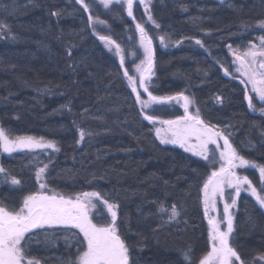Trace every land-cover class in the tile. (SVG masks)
Instances as JSON below:
<instances>
[{
	"label": "trees",
	"instance_id": "16d2710c",
	"mask_svg": "<svg viewBox=\"0 0 264 264\" xmlns=\"http://www.w3.org/2000/svg\"><path fill=\"white\" fill-rule=\"evenodd\" d=\"M150 12L160 27H147L148 35L180 44L153 43L150 92L190 97L206 125L227 134L239 155L264 165V118L249 111L242 84L223 73L232 69L229 45L244 51L264 35L258 28L264 0H151ZM135 18L143 23L139 9ZM103 19L130 67V54L139 56L133 22L117 8ZM0 26V127L13 136H43L60 149L2 155L0 167L21 184L0 174V202L18 209L37 190L36 167L48 164L49 189L64 196L98 191L118 205L130 264H186L189 249L198 264L208 250L201 191L209 168L156 139L82 7L75 0H0ZM79 128L91 135L77 143ZM161 205L168 211L161 213ZM172 205L179 215L170 220ZM98 212L97 223L107 222ZM28 235L30 255L40 264H67L82 247L68 228ZM230 243L246 264H264L255 259L264 254V213L244 196Z\"/></svg>",
	"mask_w": 264,
	"mask_h": 264
},
{
	"label": "snow or ice",
	"instance_id": "6c2138e0",
	"mask_svg": "<svg viewBox=\"0 0 264 264\" xmlns=\"http://www.w3.org/2000/svg\"><path fill=\"white\" fill-rule=\"evenodd\" d=\"M84 12L89 13L88 24L92 28L93 35L109 46H115L116 54L120 56L121 67L124 66L125 57L122 54L121 46L116 43L108 35H100L95 28L97 23L104 24L105 22L94 18L90 12L89 4L85 0H75ZM113 0H100L104 7H108ZM116 3H123L127 6V14L133 16V0H115ZM223 2V0H221ZM139 3L144 4L145 11L148 14V19L156 25L155 20L151 16L148 5L145 0H139ZM53 16L59 15L58 12H53ZM3 27V26H0ZM136 28L140 33V43L145 53V60H142L139 65H136V71L139 73L137 79L129 75L127 69L124 71V76L127 77L131 85L132 92L136 94V101L141 105V109H147L153 104L171 103L176 100H183L185 115L178 117L176 120L160 121L162 124L168 125L165 135H161V129H156V135L160 138L161 143L179 144L185 148V151H191L194 155L202 157L204 160H209V145H216V149L220 150L221 145L219 140H223V149L220 150V160L223 161L216 171H212L203 185L205 215H208L209 205L215 208L216 198L224 197L225 186L235 189V195L239 196L243 185H247L246 191H250L251 195L256 198L260 207L264 208V188L258 192L253 186L252 181L247 176H239L235 172L237 167L250 166L259 170L261 182H264V165L256 164L253 161L245 159L239 155L236 149L229 141L228 135L219 130H213L199 116V110L195 115L189 113V105L192 103L190 98L182 92L175 96H156L149 91L148 82L153 75V48L152 38L146 32L144 26L140 23L136 24ZM258 28L264 31V20L258 21ZM259 43H249L247 50L240 52L233 49L229 45V51L234 56L235 62L239 66L236 71L241 74L244 79L241 83L250 85V89L246 87L245 99L248 101V108L253 111H259L264 114V35L257 37ZM166 37L161 36V44L165 43ZM179 43V41H177ZM197 44L202 45L200 40ZM70 54V53H69ZM225 74L228 69H225ZM138 87L142 88L144 93H147L148 99H142ZM255 95H252V94ZM219 99V98H218ZM258 99L261 107L257 108L254 100ZM144 119L155 123L158 119L154 115L145 114ZM79 140L77 143L84 141L87 135H91L83 128L78 129ZM196 140L195 144L191 143L192 139ZM47 150L51 149L58 152L60 149L53 140H46L43 136H13L10 131L4 127H0V150L5 153H13L19 150ZM50 159V158H49ZM215 163V159L210 161ZM238 162V163H237ZM42 162H38V165ZM48 169V164L37 166L35 178L39 184V190L32 192L22 197L21 206L9 208L0 202V264H40V261L31 256L27 245L32 239L28 234L34 229L44 228L45 226H64L65 228H75L82 234L83 240L79 243L81 248L77 250L74 258H69L67 264H130L129 247L121 238L117 224L118 205L110 203L104 198V195L98 191L83 192L77 194L75 198H65V196L56 193L52 190V194H47V184L45 175ZM0 174H5V180L10 179L12 185H20L21 181L15 177H8L6 170L0 167ZM100 201L107 208L110 214V220L97 224L89 216V209L96 205L93 201ZM236 200L233 198L231 205L225 203L223 216L220 220L209 217L208 223L211 226L209 232L210 251L199 259L198 264H246L245 259L241 257L239 252L229 243L230 234L233 231V217L229 212V208L234 206ZM168 210L163 205L160 206V212L165 213ZM179 215L175 205L171 206L169 219H175ZM226 222V230H221V224ZM191 249L183 253L186 264H194ZM255 259L264 262V254H260Z\"/></svg>",
	"mask_w": 264,
	"mask_h": 264
},
{
	"label": "rangeland",
	"instance_id": "374dc122",
	"mask_svg": "<svg viewBox=\"0 0 264 264\" xmlns=\"http://www.w3.org/2000/svg\"><path fill=\"white\" fill-rule=\"evenodd\" d=\"M85 2L89 4L90 12L93 15V17L94 18L98 17L99 20H102V21L105 22L104 24L97 23L95 25L96 31L100 35H108V36H110L113 39L110 25H109V23L106 20L103 19L105 16L108 15V13H110V11L113 8L119 9L126 18H128L129 20H131L133 22V27H134V31H135V43H134V47L133 48H134V50L136 52L135 54H139V56L138 57L136 55L134 56L133 52L130 54V57H128V59L130 58V60H131L130 61V67H127V65H126L128 63L126 58H125V61H124V66L121 67L120 56L116 54L115 46L114 45L110 46L111 50H109V46H107L104 42L100 41L96 35H93L91 27H90V31H91L92 35L98 40V42L100 43V45L102 46L104 51L112 59H114L117 62V64L119 65V67L121 69V72H122V75H123V77H124V79L126 81V84L129 87V89H130V91H131V93H132V95H133V97L135 99V103L137 105V108H138L142 118L144 119V115L145 114L154 115V116H156L158 118L155 123L149 122L148 120H145V119L144 120L151 125V127L153 128L154 135H155L156 139L161 143L160 138H158L157 135H156V129H161L162 130L161 131V135L163 136V135H165V133H166V131H167L169 126L166 125V124H162L160 121L176 120L178 117L184 116L185 115V110H184V107H183V103H184L183 100H179V101L174 100L171 103H165V104H153L149 108L142 110L141 109V105L139 103H137V101H136V94L134 92H132L131 85L129 84V81H128L127 77L124 76V71H125V69H127L128 72H129V75H131L134 78H136L137 82H138L139 73L136 71V65H139L142 60H145V53H144L143 47L141 46V43H140V33L137 30V28H136V24L138 23L136 18L133 19L132 17L128 16L126 4L116 3L115 0H113V2L107 8L104 7V5L102 3H100V0H85ZM145 3L148 5V9H149V12H150V10H151V0H145ZM138 9H139L140 14H141V16L143 18L142 25L144 26L145 30H147V27L155 29V24H153L152 21H150L148 19V14L149 13H147L145 11L144 4L139 3V0H133V16L134 17H135V13H136V11ZM86 14H87V17H88L89 13L86 12ZM150 14H151V12H150ZM154 42L157 43L159 45V47H161V49H170V48H176V47L180 46V44H178V43L177 44H171V45L166 43L167 46H165L164 44H161L160 37H156L155 40L152 39V48H153V43ZM258 43H259V41L256 44H258ZM121 49H122V54L124 55L123 48L121 47ZM246 50H244V51H246ZM240 52H243V51H240ZM232 57H233L232 69L228 70L229 74H227V75L225 74V69H223V73H224L225 76L233 77V78L237 79L241 83V80L244 79V77H242L241 74L236 71V69L239 66V64H238V62L234 63L235 58H234L233 55H232ZM153 68H152V72H154ZM152 78H153V75L151 77V80H152ZM151 80L148 82L149 91H150ZM241 84H242V86L244 88V92L246 90V87L248 89H250V87H251L250 85H246L244 83H241ZM138 91L141 93L142 99H145V100L148 99L147 93H144L142 88L138 87ZM250 94H252V93H250ZM252 95H255V94H252ZM190 100L192 101L191 98H190ZM246 103H247V107H248V101L247 100H246ZM254 103H256L257 108L261 107V104L258 101V99H255ZM249 111L251 113H253V114L259 115V116L264 118V114H261L259 111H253L251 109H249ZM177 112H179V115L174 116L175 114H178ZM196 112H197V109H196V107H195V105H194V103L192 101V103L189 105V113L192 114V115H195ZM159 114H161L162 116H165V118L160 117ZM213 130H217V129L213 128ZM191 143L195 144L196 140L193 138L191 140ZM161 144L167 145V146H171V147H175V148L181 150L182 152L186 153L187 155H189V156H191V157H193V158H195L197 160H200L203 163H205L208 166V168H209L208 170L209 171H208V175L205 178L204 182L207 180L208 176L211 175L212 171L218 170L220 165H221V163H223V161L220 160V155H219L220 150L223 149V140L222 139L219 140V144L221 145V149L220 150L216 149V145H212V144L209 145V149L212 150L209 153V160H204L202 157L194 155L193 152H191V151H185V148L181 147L179 144H172V143H161ZM48 151L49 152H54L51 149H47V150L36 149V150H33V151L19 150V151L13 152V153H17V152H42V153L44 152V153H48ZM13 153H11V154H13ZM2 155H10V154L9 153H5L2 150H0V157ZM213 156H214V159H215V163H211L210 162L213 159ZM235 172L239 176H247L250 180H251L250 175H254L256 177L257 182H256V184L252 182L253 186H255L257 188L258 192L260 191V189L264 188V182H261V178L259 176V170L258 169L251 168L250 166L237 167L235 169ZM249 173H254V174H249ZM36 183H37V181H36ZM203 185H204V183H203ZM246 188H247V185H243L242 188H241V191H240V195L236 196L235 195V189L225 186L224 197L220 198L219 196H217L215 208H213L211 206V204H210L207 216L205 215L204 193H203V191H201V205H202L204 220H205V223H206L207 239H208V250L207 251H210L209 232H210L211 226L208 223L209 217L215 218L216 220H220L221 217L223 216V210H224L225 203H228L229 205H231L232 199L234 198L236 200L235 205L231 206L229 208V212L232 214V217H233V229H234V221H235L237 205H238V201H239L241 196H244L246 198L251 199L258 206V208H260L261 211L264 213V208L260 207V205L256 201V198L251 195L250 191H246L245 190ZM202 189H203V186H202ZM38 190H39V184L37 183V190L36 191H38ZM46 191H47V194H49V195L52 194V190L49 189L48 186H47ZM261 194L264 195V193H261ZM75 196H65V198H75ZM93 203L96 206L94 208H90L89 209V216L93 220V222L97 223V221L94 219V217H95V215H97L99 213L98 211H100V213L103 214L104 218L107 221H109L111 217H110V214L107 212L106 206H104L102 204V202L96 201V200H94ZM101 220L102 219H100V222H101ZM97 224H101V223H97ZM63 228H65V227L64 226H51V227L45 226L44 228H40V229H46V230L53 229L54 230V229H63ZM68 229H72L75 232H77L79 234V236L81 237V239L83 240V236H82V234L79 233L78 229H75V228H68ZM221 230L222 231L226 230V222L221 224ZM232 233H233V231H232ZM232 233L230 234V237H229V243L231 241ZM259 262L264 263L262 261H259Z\"/></svg>",
	"mask_w": 264,
	"mask_h": 264
}]
</instances>
